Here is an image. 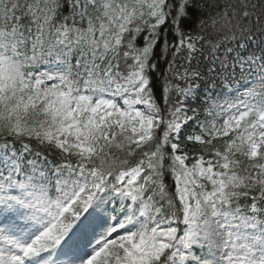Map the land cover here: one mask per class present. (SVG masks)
Returning a JSON list of instances; mask_svg holds the SVG:
<instances>
[{
	"label": "snow or ice",
	"instance_id": "1",
	"mask_svg": "<svg viewBox=\"0 0 264 264\" xmlns=\"http://www.w3.org/2000/svg\"><path fill=\"white\" fill-rule=\"evenodd\" d=\"M0 264H264V0H0Z\"/></svg>",
	"mask_w": 264,
	"mask_h": 264
}]
</instances>
